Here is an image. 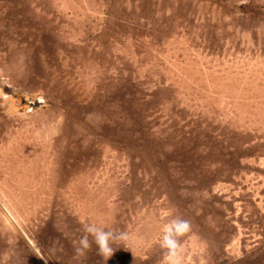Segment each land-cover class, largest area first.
<instances>
[{
	"label": "rangeland",
	"instance_id": "rangeland-1",
	"mask_svg": "<svg viewBox=\"0 0 264 264\" xmlns=\"http://www.w3.org/2000/svg\"><path fill=\"white\" fill-rule=\"evenodd\" d=\"M177 216L264 264V0H0V264H159Z\"/></svg>",
	"mask_w": 264,
	"mask_h": 264
},
{
	"label": "clouds",
	"instance_id": "clouds-1",
	"mask_svg": "<svg viewBox=\"0 0 264 264\" xmlns=\"http://www.w3.org/2000/svg\"><path fill=\"white\" fill-rule=\"evenodd\" d=\"M192 230L191 221L177 216L163 226L160 248L162 250V259L159 264H183L182 262V241L181 237L185 236ZM91 237V240L89 239ZM129 239V234L122 229L105 230L95 223L84 225L83 234L80 235L74 246L76 257H85L91 250L92 243L97 246V255L107 262L116 253L113 245H121Z\"/></svg>",
	"mask_w": 264,
	"mask_h": 264
}]
</instances>
